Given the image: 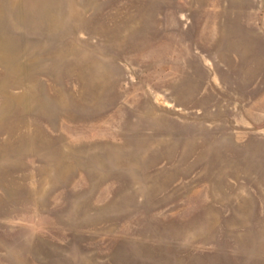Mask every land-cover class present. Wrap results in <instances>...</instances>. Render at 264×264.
I'll return each instance as SVG.
<instances>
[{
	"label": "rangeland",
	"instance_id": "rangeland-1",
	"mask_svg": "<svg viewBox=\"0 0 264 264\" xmlns=\"http://www.w3.org/2000/svg\"><path fill=\"white\" fill-rule=\"evenodd\" d=\"M0 264H264V0H0Z\"/></svg>",
	"mask_w": 264,
	"mask_h": 264
}]
</instances>
